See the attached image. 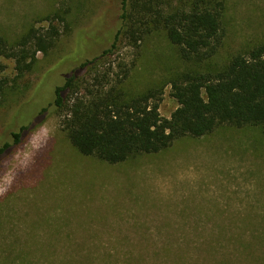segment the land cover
<instances>
[{"label": "rangeland", "instance_id": "obj_1", "mask_svg": "<svg viewBox=\"0 0 264 264\" xmlns=\"http://www.w3.org/2000/svg\"><path fill=\"white\" fill-rule=\"evenodd\" d=\"M219 1L223 42L212 58L184 62L159 31L138 45L120 38L95 70L121 77L127 69L120 88L126 99L160 89L159 113L169 118L177 106L169 86L176 75L214 73L264 44V0ZM172 7L180 8V0ZM119 13L118 0H0L5 50L31 27H68L23 77L0 54V146L31 124L0 158V189H6L0 191V264H264L260 127L221 126L117 165L80 155L61 131L66 112L53 101L66 60L78 58L72 70L109 47ZM93 76L80 75L72 98L83 95V82Z\"/></svg>", "mask_w": 264, "mask_h": 264}, {"label": "trees", "instance_id": "obj_2", "mask_svg": "<svg viewBox=\"0 0 264 264\" xmlns=\"http://www.w3.org/2000/svg\"><path fill=\"white\" fill-rule=\"evenodd\" d=\"M118 2V24L109 47L72 70L70 64L78 58L67 59L63 84L54 89L53 107L66 112L61 131L72 148L84 157L117 165L140 155L160 153L182 138L204 137L221 126L260 127L264 134V44L247 55L233 56L214 73L176 75L169 86L177 106L169 118L159 113L160 89H148L126 99L120 88L128 77L127 69L123 68L121 77L112 69L101 74L95 70L99 60L113 54L120 38L138 45L159 31L177 47L184 62L212 58L223 42L221 1L180 0V8H173L172 0ZM56 18L63 22L58 15ZM62 30L52 23L47 28L31 27L6 50L0 40V54L14 60L17 76L23 77L34 69L38 53L46 56L57 47L68 31L64 22ZM86 71H94L92 83L83 82V95L72 98L82 86L78 83L80 75ZM40 88L34 90L29 100L32 104ZM45 111L43 108L38 117ZM30 126L10 133L13 142L0 146V158L21 142Z\"/></svg>", "mask_w": 264, "mask_h": 264}, {"label": "clouds", "instance_id": "obj_3", "mask_svg": "<svg viewBox=\"0 0 264 264\" xmlns=\"http://www.w3.org/2000/svg\"><path fill=\"white\" fill-rule=\"evenodd\" d=\"M45 135L47 134V129H44ZM6 189H0V191H5Z\"/></svg>", "mask_w": 264, "mask_h": 264}]
</instances>
